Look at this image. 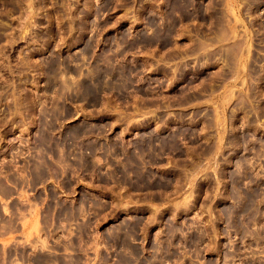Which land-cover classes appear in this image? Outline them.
Masks as SVG:
<instances>
[{"label": "rangeland", "instance_id": "obj_1", "mask_svg": "<svg viewBox=\"0 0 264 264\" xmlns=\"http://www.w3.org/2000/svg\"><path fill=\"white\" fill-rule=\"evenodd\" d=\"M0 186V264H264V0H0Z\"/></svg>", "mask_w": 264, "mask_h": 264}, {"label": "bare ground", "instance_id": "obj_2", "mask_svg": "<svg viewBox=\"0 0 264 264\" xmlns=\"http://www.w3.org/2000/svg\"><path fill=\"white\" fill-rule=\"evenodd\" d=\"M45 127H46V126H45ZM77 130H78V129H77ZM79 130H80V129H79ZM79 130H78V131H79ZM42 133H43V132H42ZM81 133H82V130H81ZM83 133H84V131H83ZM47 134H48V133H47ZM47 134H46V135H47ZM76 134H77V133H76ZM49 136H50V135H49ZM49 136H48V137H49ZM48 137H47V138H44V140H45V139H48ZM41 140H42V136H41ZM44 140H43V141H44ZM51 140H52V139H51ZM44 142H45V141H44ZM50 142H51V141H50ZM48 143H49V142H48ZM44 144H45V143H44ZM46 144H47V143H46ZM60 166H61V165H60ZM39 170H40V168H39ZM47 171H48V170H47ZM48 172H49V171H48ZM41 173H42V172H41ZM42 174H44V173H42ZM0 187H1V186H0ZM3 192H4V191H3ZM6 192H7V191H6ZM6 192H5V193H6ZM5 193H4V194H5ZM5 195H6V194H5ZM80 208H81V207H80ZM34 227H35V226H34ZM36 229H37V228H36ZM113 236H114V235H113ZM24 255H25V254H24ZM43 259H44V258H43V256H42V258H41L40 260H41V261H45V259H44V260H43ZM47 260H48V259H47ZM47 260H46V261H47Z\"/></svg>", "mask_w": 264, "mask_h": 264}]
</instances>
